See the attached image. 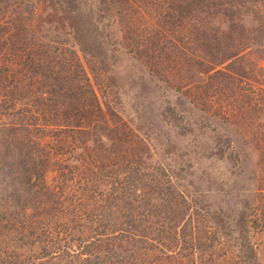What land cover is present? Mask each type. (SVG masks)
<instances>
[{"label":"trees","instance_id":"trees-1","mask_svg":"<svg viewBox=\"0 0 264 264\" xmlns=\"http://www.w3.org/2000/svg\"><path fill=\"white\" fill-rule=\"evenodd\" d=\"M33 1L0 0V252L16 236L39 251L6 252L0 264H180L182 195L91 82H106L111 61L155 72L153 56H165L185 87L240 80L239 54L264 53V25L245 12L260 14L264 0H88L86 10L85 0H59L52 31L65 43L41 35L43 22L35 28Z\"/></svg>","mask_w":264,"mask_h":264},{"label":"rangeland","instance_id":"rangeland-1","mask_svg":"<svg viewBox=\"0 0 264 264\" xmlns=\"http://www.w3.org/2000/svg\"><path fill=\"white\" fill-rule=\"evenodd\" d=\"M89 3L85 0V10ZM29 5L34 8L28 14L35 28L42 29V22L46 28L39 33L65 43L64 35L52 31L61 14L53 8L62 2L34 0ZM259 9L264 12V7ZM261 11L245 12L249 20L256 18L264 25ZM239 56L233 71L227 63L220 69L234 74L236 70L240 80L219 78L209 90L204 78L189 84L198 86L194 90L185 87L165 56L152 57L159 63L155 72L148 65L111 61L106 82L90 80L98 102L112 107V120L150 148L153 160L144 161L166 169L182 195V208L174 217L182 215L176 230L185 233L180 264H190L186 259L194 264H244L242 259L264 264V53L250 47ZM159 218L162 224L157 227L163 231L172 218L166 213ZM17 238L4 245L1 256L8 252L14 259L38 253L37 243L22 245ZM192 243L196 250L187 258ZM141 256L142 261L149 257Z\"/></svg>","mask_w":264,"mask_h":264}]
</instances>
